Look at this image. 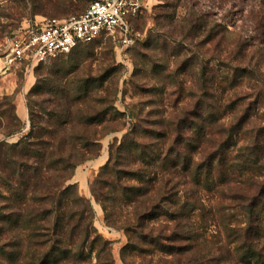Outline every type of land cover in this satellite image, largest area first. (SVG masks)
Here are the masks:
<instances>
[{"label":"rangeland","instance_id":"rangeland-1","mask_svg":"<svg viewBox=\"0 0 264 264\" xmlns=\"http://www.w3.org/2000/svg\"><path fill=\"white\" fill-rule=\"evenodd\" d=\"M89 2L0 0V264H23L38 229L56 222L55 208L60 222L74 215L73 223L90 224L109 241L101 262L110 251L116 264H184V253L168 252L175 220L184 217L162 205L175 212L192 200L182 161L197 160L200 115L209 118L212 101L226 110L239 39L252 43L247 53L264 67V0H141L131 18L139 35L129 46L104 34L43 63L3 68L1 56L21 27L80 14ZM260 102L256 118L264 124ZM239 109L225 112L227 122ZM166 179L174 190L167 200ZM155 206L145 225L163 246L132 227L138 209ZM192 219L187 226L198 236ZM204 231L207 258L199 264H214L218 230L207 224ZM98 260L94 250L87 264Z\"/></svg>","mask_w":264,"mask_h":264},{"label":"trees","instance_id":"trees-1","mask_svg":"<svg viewBox=\"0 0 264 264\" xmlns=\"http://www.w3.org/2000/svg\"><path fill=\"white\" fill-rule=\"evenodd\" d=\"M213 33L212 30V36ZM250 46L252 43L247 39L237 41L238 50H234L230 59L238 60V63L230 61L228 83L223 90V96L228 93L226 110L222 112V106L212 101L209 118L200 115L202 127L197 134L200 143L197 160L188 157L181 160L185 181L193 190L191 196L186 192L192 198L191 202H182L181 210L175 212L167 203L162 205L168 213L169 210L173 214L181 213L184 218L179 221L185 219L186 224L182 227L175 220L179 226L173 227L169 236L171 244H168V252L172 253L173 247L176 252L184 253V264H199L207 258L204 253L209 242L204 231L207 224H214L218 230L212 235L214 264H264V124L256 118L262 105L260 101L264 100V67L255 63L254 56L247 53ZM206 76L207 70L203 67L204 95L208 92ZM244 86L248 90L239 94L238 88ZM232 89L235 97L230 96ZM86 90H89L88 86ZM217 94L218 90L212 89V96ZM246 99L249 102L242 106L241 101ZM228 109L240 110L229 122L225 116ZM207 121L211 128L206 126ZM162 182L167 195L165 199L174 198V190L171 184L168 185L171 181ZM156 207L138 209L132 227L142 238L162 245L161 234L147 232L145 225L148 219L155 217ZM58 211L55 208L52 212L56 221L52 226L38 229L35 236L39 239L31 245L23 264H87L91 262L94 250L100 260L109 241L94 234L90 224L73 223L74 215L69 216V222H60L62 216ZM192 218L196 220L198 236L194 227L187 226V223L194 225ZM97 264H116L112 252L109 251L106 259Z\"/></svg>","mask_w":264,"mask_h":264},{"label":"built area","instance_id":"built-area-1","mask_svg":"<svg viewBox=\"0 0 264 264\" xmlns=\"http://www.w3.org/2000/svg\"><path fill=\"white\" fill-rule=\"evenodd\" d=\"M142 5L141 0H92L80 14L32 20L10 40L1 56L2 66L9 70L24 60L40 64L103 34L129 46L139 35L131 18L139 14Z\"/></svg>","mask_w":264,"mask_h":264},{"label":"crops","instance_id":"crops-1","mask_svg":"<svg viewBox=\"0 0 264 264\" xmlns=\"http://www.w3.org/2000/svg\"><path fill=\"white\" fill-rule=\"evenodd\" d=\"M91 1H92V0H91ZM91 1H90V2H91ZM89 4H90V3H89ZM40 19H41V18H40Z\"/></svg>","mask_w":264,"mask_h":264}]
</instances>
